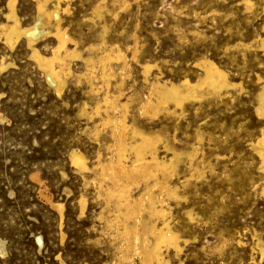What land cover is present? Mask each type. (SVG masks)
Wrapping results in <instances>:
<instances>
[{
	"label": "rangeland",
	"instance_id": "obj_1",
	"mask_svg": "<svg viewBox=\"0 0 264 264\" xmlns=\"http://www.w3.org/2000/svg\"><path fill=\"white\" fill-rule=\"evenodd\" d=\"M8 1L0 0V24L10 21ZM38 1L16 0L23 25L38 20ZM252 1L255 7L248 10L245 0H63L68 10L61 11V25L79 53L65 56L71 70L60 95L25 36L12 46L0 37V65L5 62L0 67V264H142L133 250L124 251L130 260H121L114 201L99 194L100 186L113 184L101 172L102 164L115 162L117 150L102 118L107 112L121 115L106 103L96 112L98 99L119 89L121 80L120 63L110 60V75L102 76L99 57L115 45L128 61L121 100L136 98L128 114L147 131L164 129L166 140L182 152L173 170L157 172L161 178L169 175L167 183L177 187L179 197L151 188L153 195L164 196L168 220L186 242L179 255L162 247L169 264H264V173L255 149L264 127L256 114L257 78L264 77V67L255 59L243 63L239 54L236 61L231 57L237 43L257 46L264 37V0ZM56 43L51 34H39L35 46L49 54ZM204 55L224 67L236 86L222 95L186 100L182 107L170 104L154 118L138 114L152 82L202 77L195 64ZM144 65L151 66L147 73ZM77 149L88 157L89 170L72 163ZM159 156L168 159L172 153L161 144ZM154 182L141 178L130 193L138 197ZM57 202L64 205L63 214ZM148 215L147 210L141 219Z\"/></svg>",
	"mask_w": 264,
	"mask_h": 264
},
{
	"label": "bare ground",
	"instance_id": "obj_2",
	"mask_svg": "<svg viewBox=\"0 0 264 264\" xmlns=\"http://www.w3.org/2000/svg\"><path fill=\"white\" fill-rule=\"evenodd\" d=\"M46 1L47 0L38 1L39 16L36 23L33 25H23L14 9L16 0H9L8 4L10 11L7 13V17L10 21L0 24V37H3L5 42L12 46L15 40L21 36H25L27 43L31 48L32 57L45 72L47 81L60 95L65 85L64 75L71 70L66 63L65 56H77L79 51L77 46H69V44L76 45L77 41H75L61 25V11L68 10V7L62 6L63 0H53L52 5L47 8L45 6ZM254 7V1L245 0L246 9L252 10ZM100 10L101 3L95 6V14L100 15ZM46 25H52V29L47 30L45 27ZM39 34H51L56 39L57 43L51 48L49 54L42 53L35 46ZM101 42L104 43L105 41L102 40ZM257 42V46H254L253 42L237 43L235 46V48H237L236 52L231 55L233 58L232 60L236 61V56L239 54L244 60L243 63L246 64L248 61L255 59V61L258 60L257 63L260 67H264V58H259L261 54L264 56V37H260ZM90 47H92V45ZM125 53L126 52H124L122 48L115 45L109 49L107 48L103 50L102 55L99 57V61L102 65V76L110 75L109 72L107 73V71L111 69L109 61L116 60L120 63L119 69L121 78V80L118 81V85L120 86H118L119 89L115 91H111L110 89L106 90L105 94L100 97L95 104L97 113L101 112L100 108L102 103L108 104V106L112 108V111L119 110L121 112L120 117L116 116V114L111 115L107 112L106 116L102 118L104 124L111 126L112 134L110 135H113L112 137H115L117 140L114 145L117 148H114V146L113 148L117 150L115 151V162L112 163V159V162L102 164L101 172L103 178H106V180L107 178L111 179L113 184L112 186L110 185L105 188L100 186L99 194L106 195L107 201H114V208H116L117 212L114 222L119 226L116 235L122 240L117 247L121 252L123 251L120 256L121 260H128L130 258L124 253V251L133 250L134 252L141 254L142 264H169L170 259L166 258L162 247H166L168 250L173 249L176 255H179L182 251L183 242L181 240V235L178 233L179 230L177 231L174 229L170 220H168V208L165 207L164 203L166 200H164V196L163 198H159L160 196L153 195L151 188L157 185L161 187L163 192L169 198L179 197L177 187L168 185L169 175L161 178L157 176V172H165L169 168H172L173 170L179 158L181 159L180 155L182 152L174 148L169 141L166 140L163 134L164 129H149L150 131H147L139 126L141 123L138 125L135 122V114H128L130 105H132L131 102L135 98V94H130L127 99L125 98V101L121 100V96H124V88L121 86L128 65ZM92 61L93 58H88L87 65L91 66L90 62ZM236 64L240 67L239 63ZM4 65L5 62L2 61L0 67H4ZM195 65L200 67L203 71V76L196 81L191 80L189 77H185L177 83L162 81L161 79L152 82L150 84V89L148 90V96L144 95L146 99H143L144 101L142 100L143 103L141 102L142 106L140 107L138 114L154 118L163 108L166 109L170 104H173L177 108L182 107L186 100L201 99L207 93L222 95L224 91L228 93L230 87L236 86V83L229 79L230 77L227 70H225V68L212 57L204 55ZM150 67L151 66L149 65H144L146 73L150 70ZM257 83L261 86L257 93L258 106L256 108V114L261 116V118H264V77L258 75ZM92 90L95 91L96 87H92ZM136 97L138 98V96ZM80 111L85 112V106L82 107ZM130 116L132 120L130 119ZM161 144L165 150L171 151L172 156H169L170 158H160L159 146ZM255 146V149L261 155L262 170L264 173V127L260 130V135ZM84 154L78 149L73 150L71 153V160L76 168L86 171L89 170L91 166L88 164L89 161L87 162L88 157ZM188 154L189 156H195V153L193 152ZM198 169L200 168L198 167ZM141 178H153L155 179V182L153 185L147 187L145 193H142L141 195L139 194L140 196L138 197H133L130 193L131 185L134 182L140 181ZM146 200L151 201L148 206L146 205ZM79 202L83 210L87 203V199L84 195L80 198ZM56 206L61 214H63L64 205L61 202H57ZM147 210L149 212L148 217L141 219V214ZM190 216L192 215L190 214ZM132 218L135 219L134 223L130 222V219ZM159 220H162V225L158 224ZM39 240H41V238H39ZM0 242H2V239ZM260 250L262 256H264V248L262 246L260 247Z\"/></svg>",
	"mask_w": 264,
	"mask_h": 264
}]
</instances>
